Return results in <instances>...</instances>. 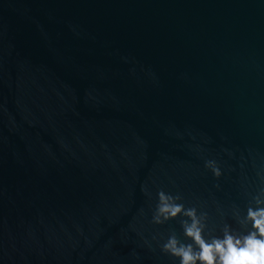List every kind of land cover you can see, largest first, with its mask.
I'll use <instances>...</instances> for the list:
<instances>
[{"label": "water", "instance_id": "95a60500", "mask_svg": "<svg viewBox=\"0 0 264 264\" xmlns=\"http://www.w3.org/2000/svg\"><path fill=\"white\" fill-rule=\"evenodd\" d=\"M262 191L264 0H0V264H178L159 192Z\"/></svg>", "mask_w": 264, "mask_h": 264}, {"label": "clouds", "instance_id": "9594fccd", "mask_svg": "<svg viewBox=\"0 0 264 264\" xmlns=\"http://www.w3.org/2000/svg\"><path fill=\"white\" fill-rule=\"evenodd\" d=\"M216 177L221 175L215 162L207 161ZM180 196L158 193V203L152 222L162 224L171 218L183 215L181 222L184 240L170 235L161 251L177 258L178 264H264V191L254 198L245 215L237 219L241 231L225 225L222 235L210 234L205 239L204 214H197L195 208L185 209L177 203Z\"/></svg>", "mask_w": 264, "mask_h": 264}]
</instances>
